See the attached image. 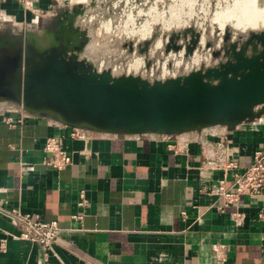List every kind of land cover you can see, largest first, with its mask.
<instances>
[{
	"label": "crops",
	"instance_id": "obj_1",
	"mask_svg": "<svg viewBox=\"0 0 264 264\" xmlns=\"http://www.w3.org/2000/svg\"><path fill=\"white\" fill-rule=\"evenodd\" d=\"M67 2L0 0V31L41 28ZM70 132L0 92V203L60 227L44 250L0 212V264H264V194H218L233 182L216 166L222 139L239 171L250 165L264 148V112L232 130ZM52 136L71 154L63 169L45 162Z\"/></svg>",
	"mask_w": 264,
	"mask_h": 264
},
{
	"label": "water",
	"instance_id": "obj_2",
	"mask_svg": "<svg viewBox=\"0 0 264 264\" xmlns=\"http://www.w3.org/2000/svg\"><path fill=\"white\" fill-rule=\"evenodd\" d=\"M87 5L62 9L41 28L2 30L0 92L31 116L107 135L177 134L222 126L227 130L264 112V29H223L212 65L148 79L98 69L86 52L91 39L79 23ZM190 37H187V33ZM180 35L184 44L174 41ZM193 26L170 32L171 47L190 55L200 41ZM149 40L138 44L146 52ZM129 51L134 43L124 44ZM210 48V42L203 45ZM146 68L150 61L146 58Z\"/></svg>",
	"mask_w": 264,
	"mask_h": 264
},
{
	"label": "rangeland",
	"instance_id": "obj_3",
	"mask_svg": "<svg viewBox=\"0 0 264 264\" xmlns=\"http://www.w3.org/2000/svg\"><path fill=\"white\" fill-rule=\"evenodd\" d=\"M238 1L68 0L67 4L55 9L54 15L78 3L87 5L79 23L91 34L86 52L98 69L108 68L113 75L129 73L153 79L186 73L203 63H215L216 59L210 52L217 43H221L224 35L215 19L216 14L229 10ZM255 3L260 8L264 6V0H255ZM53 16L41 26L48 25ZM188 26H193L201 34L202 42L199 41L193 52L184 56L183 49L175 51L170 47L165 51L170 32L175 33ZM187 37H190L189 32ZM144 40H149L147 51L140 52L137 45ZM128 41L134 43L131 51L124 45ZM174 41L186 42L182 35L174 37ZM206 41L210 42V48L203 46ZM146 58L150 61L148 68Z\"/></svg>",
	"mask_w": 264,
	"mask_h": 264
},
{
	"label": "built area",
	"instance_id": "obj_4",
	"mask_svg": "<svg viewBox=\"0 0 264 264\" xmlns=\"http://www.w3.org/2000/svg\"><path fill=\"white\" fill-rule=\"evenodd\" d=\"M25 3V0H17ZM10 125H13L10 123ZM79 129L71 128L70 136L77 137ZM218 151L217 168L221 169L224 178L230 176L233 185L229 191H218V194L225 198L239 194H264V148L256 149L252 155V161L243 171L238 170L236 159L230 158L228 148L224 140L216 143ZM44 151L50 156L45 161L55 169H63L71 164V154L64 150L58 137H48L45 140ZM221 180L220 182H222ZM79 205L85 202L83 192H80ZM231 199H226L229 203ZM7 212L19 229L18 237L38 243L42 249L50 250L60 240V227L57 221H44L30 213L21 212L18 208L7 209L0 203V212ZM74 219H80L81 215H74Z\"/></svg>",
	"mask_w": 264,
	"mask_h": 264
},
{
	"label": "bare ground",
	"instance_id": "obj_5",
	"mask_svg": "<svg viewBox=\"0 0 264 264\" xmlns=\"http://www.w3.org/2000/svg\"><path fill=\"white\" fill-rule=\"evenodd\" d=\"M215 19L222 30L225 29V27L233 29L234 32L246 29L261 30L264 29V6L262 8L258 7L255 0H239L229 10L217 13ZM138 61L140 63V60Z\"/></svg>",
	"mask_w": 264,
	"mask_h": 264
}]
</instances>
